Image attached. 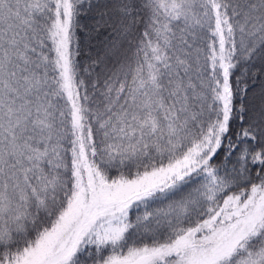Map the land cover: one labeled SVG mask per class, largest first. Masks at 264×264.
<instances>
[{
	"label": "snow or ice",
	"instance_id": "1",
	"mask_svg": "<svg viewBox=\"0 0 264 264\" xmlns=\"http://www.w3.org/2000/svg\"><path fill=\"white\" fill-rule=\"evenodd\" d=\"M0 264H264V0H0Z\"/></svg>",
	"mask_w": 264,
	"mask_h": 264
}]
</instances>
